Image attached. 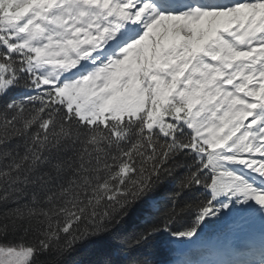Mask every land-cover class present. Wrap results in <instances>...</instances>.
I'll return each instance as SVG.
<instances>
[{
  "label": "snow or ice",
  "instance_id": "1",
  "mask_svg": "<svg viewBox=\"0 0 264 264\" xmlns=\"http://www.w3.org/2000/svg\"><path fill=\"white\" fill-rule=\"evenodd\" d=\"M0 264H264V0H0Z\"/></svg>",
  "mask_w": 264,
  "mask_h": 264
}]
</instances>
